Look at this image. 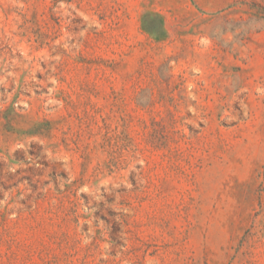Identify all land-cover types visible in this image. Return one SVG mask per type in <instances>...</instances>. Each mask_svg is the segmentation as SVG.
<instances>
[{
	"label": "rangeland",
	"instance_id": "374dc122",
	"mask_svg": "<svg viewBox=\"0 0 264 264\" xmlns=\"http://www.w3.org/2000/svg\"><path fill=\"white\" fill-rule=\"evenodd\" d=\"M0 264H264V0H0Z\"/></svg>",
	"mask_w": 264,
	"mask_h": 264
}]
</instances>
